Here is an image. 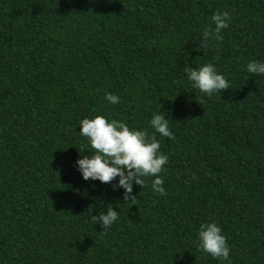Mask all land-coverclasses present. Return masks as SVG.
<instances>
[{
	"label": "trees",
	"instance_id": "trees-1",
	"mask_svg": "<svg viewBox=\"0 0 264 264\" xmlns=\"http://www.w3.org/2000/svg\"><path fill=\"white\" fill-rule=\"evenodd\" d=\"M227 11L222 39H203ZM264 0H0V264H222L199 251L215 221L231 264H264ZM212 63L206 96L185 68ZM105 93L120 97L105 100ZM159 111L173 138L149 125ZM145 129L165 195L82 179L79 121ZM113 208L118 221L93 220ZM223 264H228L224 261Z\"/></svg>",
	"mask_w": 264,
	"mask_h": 264
},
{
	"label": "clouds",
	"instance_id": "clouds-1",
	"mask_svg": "<svg viewBox=\"0 0 264 264\" xmlns=\"http://www.w3.org/2000/svg\"><path fill=\"white\" fill-rule=\"evenodd\" d=\"M231 17L227 11H217L211 21V30L203 33V39H222L221 31L228 27ZM187 80L191 86L206 96L216 91L229 88V82L219 73L214 64L207 63L199 67L185 68ZM246 71L251 74L264 75V61L250 60L246 64ZM105 100L111 104L119 103L120 97L112 93H105ZM159 111L153 113L149 120L150 127L162 137L173 138L169 128V119ZM79 135L86 138L94 150L90 154L77 159L76 168L85 181L98 180L101 183H111L113 190L123 189L125 202L133 203L136 199L132 195L133 185L145 186V177H153L151 190L159 195H165L163 180L160 173L168 163V155L160 151V142L156 136L149 135L145 129L130 128L128 124L117 119H108L103 115L83 118L79 121ZM134 204V203H133ZM103 229H109L118 221V212L113 208L101 211L92 217ZM197 249L222 264H231L230 248L221 228L215 221L201 223L197 230Z\"/></svg>",
	"mask_w": 264,
	"mask_h": 264
}]
</instances>
